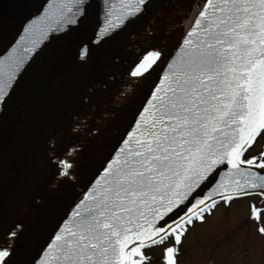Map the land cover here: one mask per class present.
Listing matches in <instances>:
<instances>
[{
	"label": "snow or ice",
	"instance_id": "1",
	"mask_svg": "<svg viewBox=\"0 0 264 264\" xmlns=\"http://www.w3.org/2000/svg\"><path fill=\"white\" fill-rule=\"evenodd\" d=\"M151 2L108 0L100 40L134 22ZM72 3L69 26L90 7L89 0ZM87 55L85 47L79 58ZM22 63L15 62L17 71ZM165 63L163 49L153 46L129 75L147 78ZM166 69L35 264H144L142 250L169 237L174 246L165 250V264H176L177 246L194 220L203 222L219 201L264 196V152L245 155L264 134V0H197ZM16 80V72L0 76V106L11 100ZM51 151L57 176L73 179L76 150ZM251 218L261 219L255 205ZM20 227L8 233L11 240ZM257 230L264 235V227ZM12 254L11 244L0 245V264H10Z\"/></svg>",
	"mask_w": 264,
	"mask_h": 264
},
{
	"label": "water",
	"instance_id": "2",
	"mask_svg": "<svg viewBox=\"0 0 264 264\" xmlns=\"http://www.w3.org/2000/svg\"><path fill=\"white\" fill-rule=\"evenodd\" d=\"M89 4L86 18L73 26L65 22L72 15L67 9L76 11L72 0L0 5V76L17 73L11 100L0 106V244L21 226L9 239L10 264H35L90 190L167 70L197 0H152L138 19L103 40L108 0ZM153 46L163 49L166 63L147 78L130 77ZM17 60H23L18 71ZM70 147L76 156L74 177L67 180L49 157L51 150L63 156Z\"/></svg>",
	"mask_w": 264,
	"mask_h": 264
},
{
	"label": "rangeland",
	"instance_id": "3",
	"mask_svg": "<svg viewBox=\"0 0 264 264\" xmlns=\"http://www.w3.org/2000/svg\"><path fill=\"white\" fill-rule=\"evenodd\" d=\"M260 141L264 134L252 151ZM252 205L260 210V221L251 218ZM258 227H264V196L254 194L230 204L218 203L211 213L204 214L203 222L194 220L188 226L177 246L176 264H264V235ZM172 246L174 238L169 237L163 244L144 248V264H165V250Z\"/></svg>",
	"mask_w": 264,
	"mask_h": 264
},
{
	"label": "flooded vegetation",
	"instance_id": "4",
	"mask_svg": "<svg viewBox=\"0 0 264 264\" xmlns=\"http://www.w3.org/2000/svg\"><path fill=\"white\" fill-rule=\"evenodd\" d=\"M261 152H264V141H263V142L260 141V142L258 143V145H257V148H256L254 151H252V148L249 149V151H248L245 155H246V157H251V156L258 155V154L261 153ZM218 203L223 204V203H225V202H223V201H219ZM9 239H10L9 236L6 237V238L2 241V243H1L0 245L7 246L8 243H9Z\"/></svg>",
	"mask_w": 264,
	"mask_h": 264
}]
</instances>
